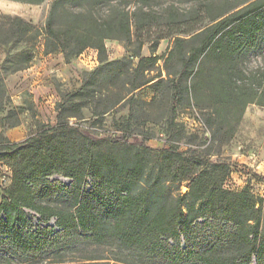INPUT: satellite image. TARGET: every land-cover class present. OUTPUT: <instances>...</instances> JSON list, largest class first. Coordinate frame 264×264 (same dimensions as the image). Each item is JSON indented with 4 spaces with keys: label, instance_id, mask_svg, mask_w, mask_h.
Returning <instances> with one entry per match:
<instances>
[{
    "label": "trees",
    "instance_id": "trees-1",
    "mask_svg": "<svg viewBox=\"0 0 264 264\" xmlns=\"http://www.w3.org/2000/svg\"><path fill=\"white\" fill-rule=\"evenodd\" d=\"M187 1L51 0L40 27L0 15V47L22 46L4 61L13 71L30 66L41 35L44 54L61 52L67 62L91 48L98 60L78 88L57 90L56 125L21 142L0 133V162L10 169L8 184L0 180V262L29 264L40 254L84 244L108 245L125 256L112 264L128 258L138 264H264V198L247 185L225 187L226 163L173 145L153 149L129 140L130 134L105 140L70 123L82 118L83 109L100 117L123 101L134 102L135 91L146 86L153 96L144 103L154 105L158 117L172 115L182 95L205 114L213 139L226 141L248 104L264 107L262 77L242 65L263 45L264 0L182 6ZM57 19L94 33L54 25ZM164 38L171 41L163 59L168 87L155 54ZM106 39L118 40L130 56L109 61ZM143 42L150 43L151 55L141 54ZM232 113L234 124L228 121ZM27 210L38 215L37 224Z\"/></svg>",
    "mask_w": 264,
    "mask_h": 264
},
{
    "label": "rangeland",
    "instance_id": "rangeland-1",
    "mask_svg": "<svg viewBox=\"0 0 264 264\" xmlns=\"http://www.w3.org/2000/svg\"><path fill=\"white\" fill-rule=\"evenodd\" d=\"M50 1L32 4L0 0V15H16L40 27ZM197 1L188 0L182 6ZM127 6L132 8L133 4L128 3ZM53 24L94 33L84 25L66 19H57ZM104 43L109 61L130 56L118 40L106 39ZM170 44L168 38L161 39L155 51L160 57L157 69L160 70L167 87L170 86V82L163 70V59ZM149 46V42H143L141 49L143 56L151 55ZM21 48V45L13 44L0 47V81L3 82L0 95V133L10 142H21L34 136L41 128L56 125L55 104L60 100L57 90L78 88L83 72L91 71L98 65L97 52L91 48L67 62L61 52L44 54L41 35L33 47V60L30 66L13 71L12 64L4 61L7 54H12L14 58ZM136 63L137 59H132V64ZM242 65L248 73L258 71L259 77H262L261 87L264 88V41L261 48L250 51L243 58ZM3 67L8 68V71ZM156 72L153 71L151 74ZM191 81L192 76L188 78L187 83ZM152 96L151 89L145 86L135 91L134 102L123 101L100 117L92 116L89 110L83 109L82 118L72 119L70 123L105 140H112L114 136L120 134H130L129 140L131 137L144 140V143L153 149L173 145L179 151L200 156L204 161L226 163L231 168L225 187L240 190L247 185L253 193L264 198V107L248 104L231 138L220 141L213 139L211 130L205 124L206 116L196 108L193 99H190L188 105L186 97L181 95L180 103L176 105L172 115L168 113L164 117H158L157 108L144 103ZM167 99L170 102V96ZM201 103L206 102L204 100ZM235 116L236 113L229 116L228 121L231 124H234ZM11 124L16 125L9 127ZM9 130L12 132L7 134ZM7 166L4 161L0 162V180L3 184L9 182L10 169ZM52 179L68 181L56 175ZM86 181L89 182V179ZM185 191L186 187L182 185L180 192ZM27 213L33 216V222L37 224L38 215L30 210H27ZM50 224L53 222L50 221ZM87 257L100 258L94 261L95 264H112L116 260H126L120 251L108 245L73 244L61 251L40 254L29 264H78ZM127 260L129 262L124 264H138L132 258ZM12 261L21 264L16 259Z\"/></svg>",
    "mask_w": 264,
    "mask_h": 264
},
{
    "label": "crops",
    "instance_id": "crops-1",
    "mask_svg": "<svg viewBox=\"0 0 264 264\" xmlns=\"http://www.w3.org/2000/svg\"><path fill=\"white\" fill-rule=\"evenodd\" d=\"M12 131L11 130H9L8 132H7V134H9V133H11Z\"/></svg>",
    "mask_w": 264,
    "mask_h": 264
}]
</instances>
